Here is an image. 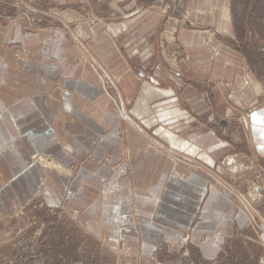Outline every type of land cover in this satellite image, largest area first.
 I'll return each instance as SVG.
<instances>
[{"label":"crops","instance_id":"0c3cea01","mask_svg":"<svg viewBox=\"0 0 264 264\" xmlns=\"http://www.w3.org/2000/svg\"><path fill=\"white\" fill-rule=\"evenodd\" d=\"M114 2L127 11L140 7L136 0ZM190 8L198 12V24L234 40L230 0H193ZM155 12L143 6L115 26L114 34L123 42L133 40L128 37L132 33L139 37L140 56L118 51L108 32L112 19L106 15L80 19L76 38L88 39L91 51H82L75 41L71 51H0V209L38 192L49 196V173L31 165L37 154L68 167L90 157L75 183L84 177L96 192L100 185L112 184L104 189L105 205L96 203L92 215L103 216L98 224L108 225L113 246L136 245L146 255L167 242L176 246L191 233L203 258L216 260L227 243L254 240L251 203L241 199L235 180L218 170L225 160L229 166L242 162L264 168V107L242 115L264 96V87L239 50L208 30L180 29L178 39L191 54L184 69L192 75L213 73L218 83L229 75L232 108L226 111L217 90L218 111L242 121L250 151L237 152L236 144L215 126L189 121L188 113L179 111L187 120L176 131V100L167 102L163 114L153 108L161 98L174 96L172 89L160 87L156 40L167 19ZM14 23L2 27L0 22L2 31L26 39ZM169 23L174 40L177 23ZM125 155L127 163L114 168ZM256 195L263 199L264 187ZM130 236L135 245L128 244Z\"/></svg>","mask_w":264,"mask_h":264},{"label":"rangeland","instance_id":"374dc122","mask_svg":"<svg viewBox=\"0 0 264 264\" xmlns=\"http://www.w3.org/2000/svg\"><path fill=\"white\" fill-rule=\"evenodd\" d=\"M136 1L140 7L127 11L123 7H115L114 0H0L2 27L15 22L22 28V33L27 34L26 39L19 38L13 32L8 35L0 26V51H71L74 41L78 42L82 51H91L88 39L76 38L80 19L87 21L94 15H106L112 19V31L108 28V32L116 42L118 51L124 55L130 51L138 53L139 37L132 33L128 37L133 40L123 42L116 36L118 33L114 34L115 26H120L126 16L142 11L143 6L146 10L155 9L157 15L167 19L156 40L161 67L160 87L162 90L172 89L174 96L161 98L153 105L154 113L158 110L160 113L166 112L170 106L167 102L176 100L179 128L176 131L181 127L183 129L190 117L189 121L195 119L209 128L215 126L222 137L236 144L237 152H249L242 121L237 116L229 118L228 113L218 111L217 90L223 92L220 95L226 100V111L232 108L234 88L226 87L229 75L218 83L213 73L192 75L185 70V64L191 61V54L178 36L180 29L208 30L227 46L239 50L244 62L253 69L264 87V0H230L234 40L221 36L215 27L198 24L197 11L190 8L193 0ZM171 21L177 23L174 40L166 28H173L169 23ZM137 55L140 56V53ZM195 66L200 69L199 64ZM222 82L225 84L220 87ZM263 107L264 96L254 107L242 111V115ZM179 111L185 116L188 113L187 119ZM161 124L168 125V120L163 122L162 119ZM161 142L166 143L165 140ZM128 158L127 155L121 157L114 168L119 169L120 165L127 163ZM86 161L68 167L44 154H37L32 159L33 167L49 173V196L38 192L27 201L17 200L11 206L0 209V264H264V240L260 238L264 235V195L263 199L255 196L258 189L264 187V168L242 162L229 166L227 160L219 164L218 173L224 178L232 177L241 199L251 203L255 229L250 234L254 240L249 242L241 238L229 242L222 248L218 259L206 260L201 249L191 242V233L180 239L176 246L167 242L146 255L141 247L135 245L137 242L133 236L128 239V244L135 247L113 246L108 225L98 224L103 216L92 215L96 203L105 205L104 189L112 184L100 185L96 192V185L82 177L76 185L80 169ZM117 185V182L113 184ZM99 212L103 213L104 209L100 208Z\"/></svg>","mask_w":264,"mask_h":264}]
</instances>
